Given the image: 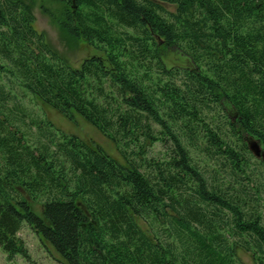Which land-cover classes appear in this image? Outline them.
<instances>
[{
    "label": "trees",
    "instance_id": "obj_1",
    "mask_svg": "<svg viewBox=\"0 0 264 264\" xmlns=\"http://www.w3.org/2000/svg\"><path fill=\"white\" fill-rule=\"evenodd\" d=\"M54 1L51 23L97 51L78 67L34 28L35 0H0V247L27 257V223L65 264H264V161L246 142L264 150V0ZM154 142L165 157L147 158Z\"/></svg>",
    "mask_w": 264,
    "mask_h": 264
},
{
    "label": "rangeland",
    "instance_id": "obj_2",
    "mask_svg": "<svg viewBox=\"0 0 264 264\" xmlns=\"http://www.w3.org/2000/svg\"><path fill=\"white\" fill-rule=\"evenodd\" d=\"M42 6L49 8L54 15L58 16L61 14L64 5L63 3L54 0H35L33 7L35 20L33 25L38 32H43L45 34L50 45L57 50L69 65L78 67L83 58L97 52L95 49L85 44V42H72L67 39L61 32H59L57 27L51 23L48 15L44 13ZM165 7L168 10H174L173 6L165 5ZM15 92L19 94V91L16 90ZM22 94L24 95L19 96V99L32 116L50 120L59 130H62L67 134L77 135L82 139L98 144L109 155L122 161L114 144L82 117L76 115L73 121L67 120L54 109L41 103L29 93L22 91ZM247 140L248 139H246V142ZM163 157H165L164 149L159 142H154L149 146L147 152L148 159H161ZM254 158L256 157L254 156ZM262 180L264 182V179ZM31 207L36 214H41V202L31 201ZM143 229H147V227L143 225ZM17 236L26 248L28 254L27 257L16 254L10 258L0 247V264H65L55 249L46 240H43L27 223L22 225ZM239 256L245 264H253L252 258L247 252L239 250Z\"/></svg>",
    "mask_w": 264,
    "mask_h": 264
},
{
    "label": "water",
    "instance_id": "obj_3",
    "mask_svg": "<svg viewBox=\"0 0 264 264\" xmlns=\"http://www.w3.org/2000/svg\"><path fill=\"white\" fill-rule=\"evenodd\" d=\"M247 145L251 153L256 158H261L264 161V150L261 148L260 144L254 139L248 138Z\"/></svg>",
    "mask_w": 264,
    "mask_h": 264
}]
</instances>
